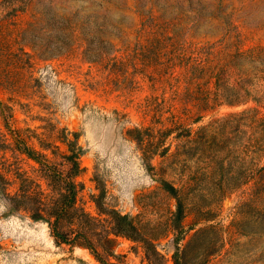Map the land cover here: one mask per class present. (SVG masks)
<instances>
[{"label":"rangeland","instance_id":"obj_1","mask_svg":"<svg viewBox=\"0 0 264 264\" xmlns=\"http://www.w3.org/2000/svg\"><path fill=\"white\" fill-rule=\"evenodd\" d=\"M219 74L264 95V0H0V264H102L9 200L25 178L49 192L23 149L65 173L68 141L83 149L77 205L99 230L102 194L174 264L165 180L185 200L187 264H264V230L252 232L264 229V196L254 182L239 187L231 117L256 108L264 118V103L217 105ZM110 238L108 251L95 242L105 261L152 264L141 243Z\"/></svg>","mask_w":264,"mask_h":264},{"label":"trees","instance_id":"obj_2","mask_svg":"<svg viewBox=\"0 0 264 264\" xmlns=\"http://www.w3.org/2000/svg\"><path fill=\"white\" fill-rule=\"evenodd\" d=\"M256 51L263 53V49H254L247 51L246 54ZM260 53L259 55L262 54ZM262 64L259 63L255 67L260 72H263ZM230 65L228 63L225 67ZM252 101L260 106L264 103V95L252 97V92L247 90V85L239 83V88L231 87L222 75L216 76L215 102L217 105L242 106ZM259 116V110L254 108L231 117H239V187L254 182L257 192L264 196V118ZM241 127H247L249 130L241 131ZM188 133L190 134V131ZM198 134L202 135L201 141H203L205 129H201ZM75 136H77L76 133ZM246 136H248L247 139H245ZM67 146L68 153L63 155L68 164V170L65 173L51 166L46 155L27 147L23 149L29 158L40 165V177L47 183L49 192L46 193L40 183L25 178L18 195L9 199L11 207L18 211H26L34 221L46 222L57 244L85 247L102 264L113 263L101 257L95 242H100L103 250L108 251L113 244L111 236L125 237L133 242L141 243L147 259L152 264H161L163 257L154 243V238L147 236L129 215H124L116 209L105 208L100 203L102 194L96 204L101 214L107 217L108 229L99 230V222L78 207L77 197L80 188L76 178L82 172L80 158L83 155V149L76 141H68ZM161 182L163 189L177 201L172 219V229L178 234L174 264H187L186 252L181 249L179 242V235L184 232L185 200L179 188L168 181ZM263 230L254 229L252 232L261 233Z\"/></svg>","mask_w":264,"mask_h":264}]
</instances>
